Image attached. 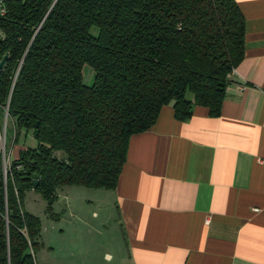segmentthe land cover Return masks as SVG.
<instances>
[{"label":"trees","instance_id":"obj_1","mask_svg":"<svg viewBox=\"0 0 264 264\" xmlns=\"http://www.w3.org/2000/svg\"><path fill=\"white\" fill-rule=\"evenodd\" d=\"M0 29V128L7 112L5 138L36 142L6 173L0 144V264H35L41 221L25 211L26 192L58 220L59 187L114 190L130 138L170 104L180 122L195 107L219 117L244 57L235 0H9Z\"/></svg>","mask_w":264,"mask_h":264},{"label":"crops","instance_id":"obj_2","mask_svg":"<svg viewBox=\"0 0 264 264\" xmlns=\"http://www.w3.org/2000/svg\"><path fill=\"white\" fill-rule=\"evenodd\" d=\"M235 1L244 57L220 116L195 107L180 122L163 107L130 138L116 188L41 229L35 264H264V0ZM8 147L11 161L24 149Z\"/></svg>","mask_w":264,"mask_h":264},{"label":"rangeland","instance_id":"obj_3","mask_svg":"<svg viewBox=\"0 0 264 264\" xmlns=\"http://www.w3.org/2000/svg\"><path fill=\"white\" fill-rule=\"evenodd\" d=\"M82 75H83V81L84 84L86 85H91L94 81V70L91 66H89L88 64H84L82 67ZM4 123V122H3ZM3 123H2V127H3ZM1 127V128H2ZM6 127V125H5ZM10 131V128H8ZM3 132V131H2ZM4 132H5V128H4ZM7 139V143L8 141L11 140V138L8 136ZM19 145L26 147H35L36 146V142L34 137L31 134H27L26 137L24 136V132L21 133L19 140H18ZM7 150H9L8 144H7ZM56 156L58 158H64V154L62 152H57ZM81 192V193H77L76 191ZM96 191H103V189H91V188H85L82 186H76V185H72V186H62L59 187L57 189V200L54 202V204L52 205V211L58 215V217H61L63 219L66 220H73L76 219L75 218V214H76V199L77 202L81 203L83 200L85 199H99L98 197H94L92 195L93 192ZM104 194V191L103 193ZM105 194H109V193H105ZM88 197V198H86ZM103 200L106 201L107 205L110 206L111 208V214L107 215L112 217L113 216V212H116V207L114 202H111L110 198L107 196L106 198H102ZM88 204L87 209H89L90 213H99L98 207H97V203H86ZM72 205V207H71ZM23 206L25 211L39 217L40 221H41V229L43 230L45 227H48V222L50 220L52 221H57V220H53L51 219L47 212H46V201L42 198V196L37 193L32 191H28L25 193L24 196V200H23ZM67 206L70 207V211L72 213V217H70V212L67 209ZM108 208V207H107ZM106 212H108V209L106 210ZM113 218V217H112ZM37 255V252H36Z\"/></svg>","mask_w":264,"mask_h":264},{"label":"built area","instance_id":"obj_4","mask_svg":"<svg viewBox=\"0 0 264 264\" xmlns=\"http://www.w3.org/2000/svg\"><path fill=\"white\" fill-rule=\"evenodd\" d=\"M8 1L9 0H0V16L5 15V13H6V3ZM2 39H4V32L0 29V40H2ZM6 119H7V112H5V114H4L3 127L0 128L1 161H2L3 169H4L5 173H6L7 167L9 165V163H10V158H9L10 152H8L6 150V138H5V132H4Z\"/></svg>","mask_w":264,"mask_h":264},{"label":"water","instance_id":"obj_5","mask_svg":"<svg viewBox=\"0 0 264 264\" xmlns=\"http://www.w3.org/2000/svg\"><path fill=\"white\" fill-rule=\"evenodd\" d=\"M6 59H7V56H4V57L0 60V69L3 68ZM34 136H35V137L38 136V123L35 124ZM37 185H38V180H37V176L35 175V176L33 177V187L35 188Z\"/></svg>","mask_w":264,"mask_h":264}]
</instances>
